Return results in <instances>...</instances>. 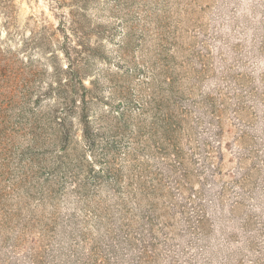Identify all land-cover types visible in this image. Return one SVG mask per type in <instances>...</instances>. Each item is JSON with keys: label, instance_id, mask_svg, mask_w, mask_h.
Here are the masks:
<instances>
[{"label": "rangeland", "instance_id": "obj_1", "mask_svg": "<svg viewBox=\"0 0 264 264\" xmlns=\"http://www.w3.org/2000/svg\"><path fill=\"white\" fill-rule=\"evenodd\" d=\"M0 264H264V0H0Z\"/></svg>", "mask_w": 264, "mask_h": 264}, {"label": "trees", "instance_id": "obj_2", "mask_svg": "<svg viewBox=\"0 0 264 264\" xmlns=\"http://www.w3.org/2000/svg\"><path fill=\"white\" fill-rule=\"evenodd\" d=\"M72 76L68 77L65 82H61V80H59V82L57 83V91H56V96L59 97L62 101V105H63V110L66 112V115H60L59 117H54L56 119H54V125H55V131L52 134L51 137H46L45 138V142L42 143L41 145H39L37 148L39 149V151L41 150L42 153H45L47 151H57V153H64L66 151V149L69 148L70 146V141L72 136V129H73V124H71L70 122H67V115H69L68 113V106L69 104L74 105L75 106V101L76 98L79 97L77 91H76V85H80L83 91H88V88L85 87L82 83V79L78 74H71ZM78 79V80H77ZM90 84H93L92 82H90ZM71 89V90H69ZM69 91V92H68ZM68 93H70L71 95V100L68 101L67 95ZM81 106H80V111H79V122L82 128V140L84 141V146L86 149L90 150V148H92V133H96L97 135H102V133H104V130H106V127L100 125L98 126L96 129L97 130H92L94 129L91 125L92 121L88 118V113H87V106H86V96L82 95V99H81ZM62 114V113H61ZM103 130L102 131H100ZM56 162L58 165H60V167H57V170L61 172V165H63L62 162V157L59 156L56 159ZM55 164V163H53ZM53 170V169H52ZM46 171L47 175H50L51 171ZM45 172V170L40 169V172ZM43 175V173H42ZM34 188V187H33ZM38 188V187H37ZM37 188H35V192H38ZM138 188V187H137ZM16 189H18V187H14V190L16 191ZM42 194V191H40ZM55 190L51 189L48 191V194L50 196H52L53 194H55Z\"/></svg>", "mask_w": 264, "mask_h": 264}]
</instances>
